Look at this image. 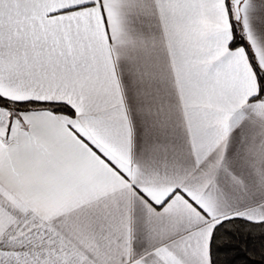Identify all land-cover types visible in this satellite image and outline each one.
Masks as SVG:
<instances>
[{
  "label": "snow or ice",
  "instance_id": "1",
  "mask_svg": "<svg viewBox=\"0 0 264 264\" xmlns=\"http://www.w3.org/2000/svg\"><path fill=\"white\" fill-rule=\"evenodd\" d=\"M0 264H264V0H0Z\"/></svg>",
  "mask_w": 264,
  "mask_h": 264
}]
</instances>
